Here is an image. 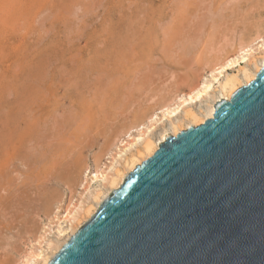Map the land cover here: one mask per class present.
<instances>
[{
    "label": "rangeland",
    "instance_id": "rangeland-1",
    "mask_svg": "<svg viewBox=\"0 0 264 264\" xmlns=\"http://www.w3.org/2000/svg\"><path fill=\"white\" fill-rule=\"evenodd\" d=\"M260 23L264 0H0V264L35 245L116 133Z\"/></svg>",
    "mask_w": 264,
    "mask_h": 264
},
{
    "label": "water",
    "instance_id": "water-1",
    "mask_svg": "<svg viewBox=\"0 0 264 264\" xmlns=\"http://www.w3.org/2000/svg\"><path fill=\"white\" fill-rule=\"evenodd\" d=\"M47 264H264V64L166 137Z\"/></svg>",
    "mask_w": 264,
    "mask_h": 264
},
{
    "label": "bare ground",
    "instance_id": "bare-ground-1",
    "mask_svg": "<svg viewBox=\"0 0 264 264\" xmlns=\"http://www.w3.org/2000/svg\"><path fill=\"white\" fill-rule=\"evenodd\" d=\"M219 46L215 49V58H210L200 68L201 72L186 88H175L168 97L162 98L164 100L160 99L161 104L145 119L128 125L124 130H121L122 127L119 129L121 131L116 133L117 136H113L112 146L111 143L108 145L110 148L105 152L106 157L94 159L93 165L85 166L79 183L81 190L65 203L59 200L58 209L52 211V215L46 214L48 219L42 223L41 232L34 240L35 245L32 244L28 250L25 248L17 264H47L96 212L101 202L123 183L126 175L150 157L166 137L202 124L213 116L215 102L229 100L236 89L252 81L264 64V24L256 26L252 33L225 40ZM197 102H203V105L197 107L194 105ZM166 119L169 125H162L156 131L157 126ZM53 204L51 208L55 207ZM50 229L54 230V237L48 236ZM30 240L28 242L31 243Z\"/></svg>",
    "mask_w": 264,
    "mask_h": 264
}]
</instances>
